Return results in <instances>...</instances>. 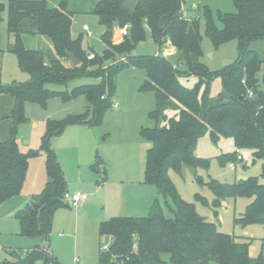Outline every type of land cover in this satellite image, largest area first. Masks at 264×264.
<instances>
[{
	"label": "trees",
	"instance_id": "trees-1",
	"mask_svg": "<svg viewBox=\"0 0 264 264\" xmlns=\"http://www.w3.org/2000/svg\"><path fill=\"white\" fill-rule=\"evenodd\" d=\"M126 1L99 0L93 6L91 12L104 26L101 39L108 48L89 58L82 44L84 35L72 36L74 12L67 9L66 0H61L58 7H50L47 0H0V54L5 51L1 24L6 13L7 30L12 38L7 49L16 56L19 68L30 75L26 82L0 84V94L8 93L14 98L10 113L11 136L0 139V205L21 192L29 159L39 153L22 152L16 140L18 125L27 121L26 103L46 107L54 96L69 101L84 95L94 118L86 120L84 114L48 121L41 148L47 153L48 181L43 190L34 194L15 214L21 235L42 238L48 243L56 211L70 207L61 196L68 187L67 179L48 136L55 135L54 129L56 134L62 133L68 124L75 122L99 124L115 95L117 73L132 63L147 70L149 85L154 87L157 99V107L150 113L156 125L142 131L151 142L146 155L145 182L154 186L160 195L172 198L169 209L173 216L167 217L156 199L147 216H118L100 222V237L111 239L110 252L101 246L100 261L105 264H209L211 261L264 264L263 254L251 255L250 239L221 232L215 223L199 214L194 203L179 195L169 176L170 170L181 172L184 166L196 168L209 164L197 154L199 139L209 132L214 142L222 138L234 141L236 149L224 154L221 161L239 159L238 149H249L254 160H262L264 178V55L251 48L252 43L264 41V0H234L236 12H219L222 27L217 25L209 8L204 11L206 34L216 47L234 39L238 43V59L217 71L209 70L201 61L204 53L200 23L183 15L185 0H137L133 6H128ZM124 25H129L128 35L121 44H113L116 26ZM147 33L160 48L169 43L178 52L177 65L162 55H139L129 62L115 61L111 48L128 54ZM29 35L47 37L52 49L27 47L24 38ZM68 51L80 59V65L67 64ZM186 72L198 77L192 88L180 80ZM101 73L103 77L99 81L72 89L47 87L49 84L67 85L82 76L98 78ZM217 77L221 79L222 88L217 95H211V84ZM168 110L174 113L167 116ZM101 163L99 158L92 169L100 173ZM209 184L217 196L216 207L227 198L252 199L245 213L236 218L237 222L247 225L264 221V183L258 177L233 184L215 180ZM163 254H168L169 259H164ZM111 255L116 256V260L111 259ZM38 259L53 260L40 244L24 256L19 255L16 264H35ZM10 263L7 259L3 262Z\"/></svg>",
	"mask_w": 264,
	"mask_h": 264
},
{
	"label": "rangeland",
	"instance_id": "rangeland-1",
	"mask_svg": "<svg viewBox=\"0 0 264 264\" xmlns=\"http://www.w3.org/2000/svg\"><path fill=\"white\" fill-rule=\"evenodd\" d=\"M3 1L7 2V0ZM60 1L47 0L50 7H58ZM98 1L66 0L65 3L67 9L74 12L72 36L76 38L79 34L84 35L82 44L89 58L94 57L96 53L102 54L108 48L101 39L104 26L100 24L98 16L91 12ZM136 1L127 0L126 4L133 6ZM208 8L212 11L217 25L222 27L218 20L219 12L233 13L236 12V7L234 0H185L182 6L185 17L199 20L204 53L201 61L209 70L217 71L228 67L238 59L239 48L235 39L219 47L215 46L206 34L204 11ZM123 27L116 26L113 44L118 45L124 41L126 35L122 33ZM35 37L31 36L27 39V47L52 49L47 37L41 36L48 41L46 43L38 42ZM1 41L5 51L0 54V84L12 85L28 81L30 75L19 68L16 56L7 49L12 38L7 30L6 13L1 24ZM251 48L264 55V41L252 43ZM110 51L117 62L123 60L129 62L132 57L139 55H162L174 65L178 64V52L169 43L160 48L150 33H147L144 40L137 42L128 54L120 53L115 48H111ZM110 62L114 63V61ZM67 64L74 66L69 59ZM102 77V73L98 78L82 76L67 85L49 84L47 87L51 90L72 89L81 84L95 83ZM180 80L184 85L192 88L198 77L186 72ZM149 82L144 67L132 63L125 66L115 77V95L99 124L90 126L88 122H75L68 124L62 133L56 134L54 129L55 135L48 136L67 179L66 191H81L88 195L86 202L78 206H70L71 204L64 200L62 193L63 202L70 207H61L56 211L48 243L42 238L17 235L18 221L15 213L25 207L34 194L40 193L48 181L47 153L41 150L43 138L47 135L48 121L84 114L86 120H91L94 118V113L92 107L89 109L90 105L84 95L69 101L54 96L49 99L46 107L35 102L26 103L27 121L18 125L16 140L22 152L35 150L39 153L29 159L21 192L0 205V264L10 256L8 252L14 255L10 264H16L19 255L24 256L30 248L36 246L35 244L43 246L53 259L49 262L38 259L35 264H105L100 261V247L110 252L111 239L106 236L100 237L98 231L100 222L118 216H147L156 199L160 201L166 216H173L169 209L172 198L160 195L154 186L145 182L146 155L151 142L143 136L142 131L144 128H153L156 125L150 113L157 107L155 90ZM221 88V79L217 77L212 81L211 95H217ZM173 113L172 110L166 112L167 116ZM7 123L9 127L4 126L5 123L1 125L0 138L9 139L11 136L12 122ZM235 149L233 139L222 138L219 142H214L210 133L206 132L199 139L197 154L208 160L209 164L196 168L184 166L181 172L170 170L169 176L179 195L184 200L194 203L199 214L209 222L215 223L221 232L241 239H250L252 256L264 255V221L247 225L236 221V218L245 213L252 199L240 196L222 200L218 207L214 204L217 196L210 187L211 181L233 184L258 177L260 182L264 183V178L261 176L263 162L259 159L254 160L251 150L238 149V153L243 157L242 160L221 161L224 154ZM99 158L103 161L99 166L100 173L92 169V165ZM105 170L108 174L107 180H105ZM76 258L78 261L75 260ZM110 258L116 260L114 255ZM163 258L168 260L169 255L163 254ZM209 264H218V262L211 261Z\"/></svg>",
	"mask_w": 264,
	"mask_h": 264
},
{
	"label": "crops",
	"instance_id": "crops-1",
	"mask_svg": "<svg viewBox=\"0 0 264 264\" xmlns=\"http://www.w3.org/2000/svg\"><path fill=\"white\" fill-rule=\"evenodd\" d=\"M31 38V36L29 35V36H25V38H24V41H25V44H26V41H27V39H30ZM35 38H37V40H38V42H41V43H46V42H48L46 39H44V37H41V36H39V35H37ZM50 45H52V43H51V41H50V43H49ZM13 106H14V98L10 95V94H8V93H3V94H0V130H1V125H3V123H5V125L4 126H6V125H8V127L10 126L7 122H9V123H11L12 122V120H11V118H10V113H11V110H12V108H13ZM1 140L2 139H6V138H0ZM105 169H106V167H105ZM107 176H108V174H107V170H106V179L105 180H107ZM88 200V199H87ZM20 210V209H19ZM16 214V213H15ZM15 218H16V216H15ZM55 218V217H54ZM18 221V220H17ZM53 224H54V222H53ZM16 234L17 235H19V236H23V235H21L20 234V228H19V223H18V231L16 232ZM23 237H28V236H23ZM32 238H37V237H32ZM39 242V241H38ZM51 243V242H50ZM36 246L38 245V244H35ZM34 245V246H35ZM45 245H47V244H45ZM49 245V244H48ZM47 245V246H48ZM101 246V245H100ZM43 247V246H42ZM33 248V247H32ZM32 248H30V250L32 249ZM45 248H46V246H45ZM101 248V247H100ZM10 250V249H9ZM8 254L10 255V253L8 252ZM13 256H9L8 257V259L7 260H9V261H12L11 260V258H12ZM5 259V260H6ZM76 261H78V260H76Z\"/></svg>",
	"mask_w": 264,
	"mask_h": 264
},
{
	"label": "built area",
	"instance_id": "built-area-1",
	"mask_svg": "<svg viewBox=\"0 0 264 264\" xmlns=\"http://www.w3.org/2000/svg\"><path fill=\"white\" fill-rule=\"evenodd\" d=\"M128 28H129V25H124L122 29L123 35L128 34ZM239 159H242L241 155H239ZM63 198L64 200H67L71 204L70 206H78L87 201L88 195L86 193H82L81 191H73V192L66 191L64 193ZM105 248H107V246H105ZM75 260H78V259L76 258Z\"/></svg>",
	"mask_w": 264,
	"mask_h": 264
},
{
	"label": "water",
	"instance_id": "water-1",
	"mask_svg": "<svg viewBox=\"0 0 264 264\" xmlns=\"http://www.w3.org/2000/svg\"><path fill=\"white\" fill-rule=\"evenodd\" d=\"M66 56L74 66L80 65L81 61L74 53L68 51Z\"/></svg>",
	"mask_w": 264,
	"mask_h": 264
}]
</instances>
